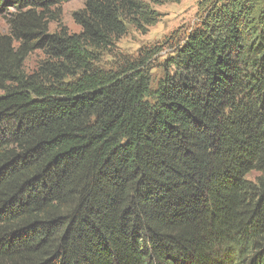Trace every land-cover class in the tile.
Instances as JSON below:
<instances>
[{"label": "trees", "instance_id": "trees-1", "mask_svg": "<svg viewBox=\"0 0 264 264\" xmlns=\"http://www.w3.org/2000/svg\"><path fill=\"white\" fill-rule=\"evenodd\" d=\"M68 1L0 0V264H264V0Z\"/></svg>", "mask_w": 264, "mask_h": 264}, {"label": "rangeland", "instance_id": "rangeland-1", "mask_svg": "<svg viewBox=\"0 0 264 264\" xmlns=\"http://www.w3.org/2000/svg\"><path fill=\"white\" fill-rule=\"evenodd\" d=\"M198 0H181L179 3H165L155 8L160 12L159 21L148 28L145 34L129 28L128 32L116 43V52L120 54L135 56L142 47L160 46L163 51L156 57L161 61L168 55L170 49L165 47L164 40L169 36L179 33L181 38L189 28L193 26L197 10ZM84 0H70L61 5L60 25L65 26L70 32H78L80 27L73 20V12L83 7ZM12 7L0 9V34L8 32L7 19L10 17ZM58 27L57 23H50V31ZM42 58L40 52H33L25 61L26 71L32 70L36 63ZM110 56H105L107 62ZM108 64V63H107ZM254 176V175H253Z\"/></svg>", "mask_w": 264, "mask_h": 264}]
</instances>
